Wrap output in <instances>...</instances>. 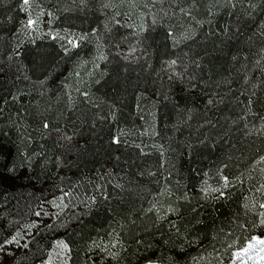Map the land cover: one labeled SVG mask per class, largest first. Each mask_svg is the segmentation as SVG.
Instances as JSON below:
<instances>
[{"label":"trees","instance_id":"1","mask_svg":"<svg viewBox=\"0 0 264 264\" xmlns=\"http://www.w3.org/2000/svg\"><path fill=\"white\" fill-rule=\"evenodd\" d=\"M24 227L0 264H226L264 234V0H0V255Z\"/></svg>","mask_w":264,"mask_h":264},{"label":"rangeland","instance_id":"2","mask_svg":"<svg viewBox=\"0 0 264 264\" xmlns=\"http://www.w3.org/2000/svg\"><path fill=\"white\" fill-rule=\"evenodd\" d=\"M69 42V40H68ZM121 51L126 55H131L135 51L134 46H128L126 45L125 48H122ZM56 201L49 203L48 207L49 210H54L57 206ZM21 231V234L17 238H11L8 243L5 245V247L1 251L0 258L8 257L13 253L14 250L19 249L21 245L23 244V241H21L20 237H23L22 239L27 237V233H29V230L25 229ZM253 239V246L252 249L255 248L253 251L245 250L244 254L241 256H238L231 262V264H242L245 262V264H264V234L261 236H258L257 238L254 237ZM50 250H48L44 256L41 258V260L35 262L34 264H68V248L65 244L59 241H54Z\"/></svg>","mask_w":264,"mask_h":264},{"label":"crops","instance_id":"3","mask_svg":"<svg viewBox=\"0 0 264 264\" xmlns=\"http://www.w3.org/2000/svg\"><path fill=\"white\" fill-rule=\"evenodd\" d=\"M256 238H257V237H256ZM253 239H255V238H253ZM253 239H251L250 241H248L244 247H242L241 249L235 251V252H234V255H233V257H232V259H231L228 263H226V264H231V262L235 259V254H237V253H238V255H236V258H237L238 256H241L242 254H244L245 250H246V251H247V250L253 251V250L255 249V248L252 249V246H253ZM146 264H158V263H155V262H149V263H146ZM242 264H245V262H243Z\"/></svg>","mask_w":264,"mask_h":264}]
</instances>
